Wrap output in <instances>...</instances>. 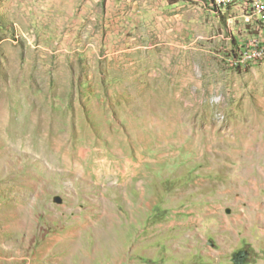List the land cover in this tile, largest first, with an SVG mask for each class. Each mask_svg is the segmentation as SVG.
Returning a JSON list of instances; mask_svg holds the SVG:
<instances>
[{
  "label": "rangeland",
  "instance_id": "1",
  "mask_svg": "<svg viewBox=\"0 0 264 264\" xmlns=\"http://www.w3.org/2000/svg\"><path fill=\"white\" fill-rule=\"evenodd\" d=\"M258 7L0 0V264H264Z\"/></svg>",
  "mask_w": 264,
  "mask_h": 264
},
{
  "label": "built area",
  "instance_id": "2",
  "mask_svg": "<svg viewBox=\"0 0 264 264\" xmlns=\"http://www.w3.org/2000/svg\"><path fill=\"white\" fill-rule=\"evenodd\" d=\"M221 2H224V4H227L229 0H220ZM255 0H244V3L252 4ZM243 18L245 16H261L260 9L257 10L256 13H243ZM261 24L264 25V17H261ZM250 40H258L255 39L252 33H249L247 38L238 44L234 52L232 53V56L230 58H237V64L240 65L243 63V59L246 57H251V54H255L253 51V48H249V41Z\"/></svg>",
  "mask_w": 264,
  "mask_h": 264
},
{
  "label": "bare ground",
  "instance_id": "3",
  "mask_svg": "<svg viewBox=\"0 0 264 264\" xmlns=\"http://www.w3.org/2000/svg\"><path fill=\"white\" fill-rule=\"evenodd\" d=\"M217 6L221 8L224 4V2H221L220 0H216ZM255 2L258 4V10L260 9V12L262 13V16L264 17V0H255ZM249 48H253V51L255 54H251V57H246L243 59V62H249L251 60H257L264 57V45H260L258 43L249 44Z\"/></svg>",
  "mask_w": 264,
  "mask_h": 264
},
{
  "label": "water",
  "instance_id": "4",
  "mask_svg": "<svg viewBox=\"0 0 264 264\" xmlns=\"http://www.w3.org/2000/svg\"><path fill=\"white\" fill-rule=\"evenodd\" d=\"M56 201H57V202H62V197L57 196V197H56Z\"/></svg>",
  "mask_w": 264,
  "mask_h": 264
},
{
  "label": "trees",
  "instance_id": "5",
  "mask_svg": "<svg viewBox=\"0 0 264 264\" xmlns=\"http://www.w3.org/2000/svg\"><path fill=\"white\" fill-rule=\"evenodd\" d=\"M172 2H174V1H172Z\"/></svg>",
  "mask_w": 264,
  "mask_h": 264
}]
</instances>
